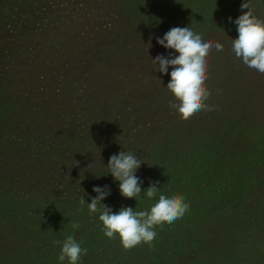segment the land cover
<instances>
[{
	"label": "rangeland",
	"instance_id": "obj_1",
	"mask_svg": "<svg viewBox=\"0 0 264 264\" xmlns=\"http://www.w3.org/2000/svg\"><path fill=\"white\" fill-rule=\"evenodd\" d=\"M82 1L88 11L94 7L98 22L116 25L110 29L119 38L110 36L116 45L133 41L131 61L119 59L110 71L134 69L125 82L136 91L119 108L124 115L91 119L90 125L98 124L88 134L81 131L88 127L81 116L48 120L63 134L47 137L41 156L34 150L27 160L10 164L19 175L0 187V211L12 217L6 223V215L0 216V264H59L67 235L88 250L81 264H264V73L232 50L238 33L228 18L248 10L240 8L242 0ZM252 10L264 19V0H252ZM181 22L194 23L224 44L208 54L209 107L187 116L181 98L167 88L170 76L153 59L172 53L156 37ZM235 65L245 77L234 83L229 70ZM121 150L145 160L137 173L145 189L158 179L189 204L183 217L157 223L155 243L142 240L125 248L118 234H104L99 213L81 204L97 195L94 185L111 188L104 203L117 211L150 207L158 199L145 192L140 200L120 194L107 164Z\"/></svg>",
	"mask_w": 264,
	"mask_h": 264
},
{
	"label": "trees",
	"instance_id": "obj_2",
	"mask_svg": "<svg viewBox=\"0 0 264 264\" xmlns=\"http://www.w3.org/2000/svg\"><path fill=\"white\" fill-rule=\"evenodd\" d=\"M89 9L82 0H0V187L19 175L12 162L27 160L34 150L41 156L46 138L63 134L48 120L81 116L88 126L81 131L88 134L98 124L90 125L91 119L124 115L119 108L136 91L125 82L134 69L118 75L110 64L131 61L134 43L116 45L110 40L119 39L110 31L116 25L101 24ZM240 66L229 70L234 83L244 80L236 72ZM9 212L0 211L6 223Z\"/></svg>",
	"mask_w": 264,
	"mask_h": 264
},
{
	"label": "clouds",
	"instance_id": "obj_3",
	"mask_svg": "<svg viewBox=\"0 0 264 264\" xmlns=\"http://www.w3.org/2000/svg\"><path fill=\"white\" fill-rule=\"evenodd\" d=\"M240 8L248 10L234 18H228L235 24L238 33L232 40V50L248 67L264 73V19L254 14L252 0H242ZM156 41L165 49L172 50L171 54H159L153 59L158 65L157 70L170 76L167 88L181 98L179 107L184 115L208 108L205 103L210 95L205 85L208 54L213 48L222 50L224 44L210 36L206 37L204 30L192 22L176 24L163 36H157ZM144 162L135 152L121 150L110 156L108 173L114 181L119 182V191L123 197L140 200L142 192L147 197L158 196L150 207L139 209L128 205L120 207L118 211L114 210L104 203L111 193L108 185H94L93 191L97 195L90 202L85 197L81 199V204L87 205L90 214L99 213L104 234L109 238L118 234L125 248L133 247L142 240H152L155 243L159 231L157 223L165 219L181 218L189 208L182 193L170 192L166 187H161L158 179L144 188V180L137 175ZM73 227L78 228L79 225L74 224ZM87 251L74 235H67L62 242L58 262L81 264Z\"/></svg>",
	"mask_w": 264,
	"mask_h": 264
}]
</instances>
